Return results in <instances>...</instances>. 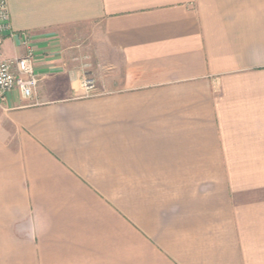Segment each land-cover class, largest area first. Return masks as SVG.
Returning a JSON list of instances; mask_svg holds the SVG:
<instances>
[{
	"label": "crops",
	"instance_id": "crops-1",
	"mask_svg": "<svg viewBox=\"0 0 264 264\" xmlns=\"http://www.w3.org/2000/svg\"><path fill=\"white\" fill-rule=\"evenodd\" d=\"M6 1L0 264H264V0Z\"/></svg>",
	"mask_w": 264,
	"mask_h": 264
},
{
	"label": "built area",
	"instance_id": "built-area-1",
	"mask_svg": "<svg viewBox=\"0 0 264 264\" xmlns=\"http://www.w3.org/2000/svg\"><path fill=\"white\" fill-rule=\"evenodd\" d=\"M8 36L15 37V32L11 25L8 3L0 0V106L14 90H18L24 99L32 98L40 81L35 70L36 46L31 37L26 33L20 34V45L25 50L23 55L5 57L2 45ZM82 85L90 92L95 88V81L85 76L82 78Z\"/></svg>",
	"mask_w": 264,
	"mask_h": 264
},
{
	"label": "rangeland",
	"instance_id": "rangeland-1",
	"mask_svg": "<svg viewBox=\"0 0 264 264\" xmlns=\"http://www.w3.org/2000/svg\"><path fill=\"white\" fill-rule=\"evenodd\" d=\"M10 45H8V46H3V50L5 51V52H7L8 54L9 53H12V47H11V50H10V47H9Z\"/></svg>",
	"mask_w": 264,
	"mask_h": 264
}]
</instances>
